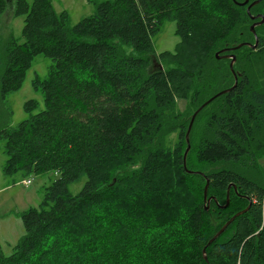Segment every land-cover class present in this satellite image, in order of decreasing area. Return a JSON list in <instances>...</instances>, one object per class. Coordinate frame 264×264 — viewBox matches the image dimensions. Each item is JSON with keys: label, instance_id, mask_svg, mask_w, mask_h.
I'll return each mask as SVG.
<instances>
[{"label": "trees", "instance_id": "trees-1", "mask_svg": "<svg viewBox=\"0 0 264 264\" xmlns=\"http://www.w3.org/2000/svg\"><path fill=\"white\" fill-rule=\"evenodd\" d=\"M89 1L72 24L51 0H0V16L24 15L21 42L0 43V98L35 55L52 62L33 81L43 109L27 101L28 117L0 129L2 172L57 173L20 213L24 234L10 254L0 246V264H264V23L255 49L224 52L235 85L230 59L215 58L254 42L249 15H264V0L248 12L243 0ZM169 20L179 42L155 54ZM225 89L195 115L184 167L191 115ZM206 179L217 203L207 210Z\"/></svg>", "mask_w": 264, "mask_h": 264}, {"label": "rangeland", "instance_id": "rangeland-1", "mask_svg": "<svg viewBox=\"0 0 264 264\" xmlns=\"http://www.w3.org/2000/svg\"><path fill=\"white\" fill-rule=\"evenodd\" d=\"M51 3L56 12L64 10L72 24L94 11V5L89 0H51ZM261 10L264 12V8ZM23 23L24 15H12L9 10L1 15L0 43H3L9 34L21 42ZM246 40L249 41L250 38L246 37ZM178 42L179 36L175 33V23L170 20L164 22L160 31L152 37L155 54L164 51L173 52ZM51 63L48 57L42 54L35 55L30 65L24 70L18 89L0 98V129L14 127L28 117V112L24 107L27 101L36 103L34 113L43 109L41 90L34 86L33 81L36 77L43 78ZM152 63L153 67L160 65L155 60ZM160 67L162 68L161 65ZM5 157L3 140L0 138V246L2 251L8 255L24 234L20 213L27 208L38 206L44 197L45 189L57 178V173L48 171L31 174L24 179L20 172L5 175L2 172ZM258 167L264 174V155L258 161ZM26 180H29V183L26 184ZM85 180L86 177L81 176L79 180L68 184L69 192L78 193Z\"/></svg>", "mask_w": 264, "mask_h": 264}, {"label": "water", "instance_id": "water-1", "mask_svg": "<svg viewBox=\"0 0 264 264\" xmlns=\"http://www.w3.org/2000/svg\"><path fill=\"white\" fill-rule=\"evenodd\" d=\"M260 0H253L252 2H249V0H243L240 4L244 5V4H247V12L249 10V8L255 4H257ZM250 18L252 20H255L250 26H249V30L250 32L253 34V37H254V42L253 43H248V42H243V43H238L236 44L235 46H232V47H226V48H223V49H220L218 50L217 52H215V58L216 59H222V58H229L230 61H229V68L230 70L233 72L234 74V84H236V74L234 73L233 71V64H234V61H235V55L232 54V53H228V54H224L225 51H232V50H235V49H238L240 48L241 46L243 45H246L252 49H255L257 47V44H258V37L255 33V30L254 28L257 26V25H261L264 23V16L263 15H249ZM256 19H259L256 21ZM159 68L162 69L159 65ZM230 89V88H229ZM229 89H225V90H222L218 93H216L214 96H212L211 98H209L206 102H204L201 106H199V108H197L193 114L191 115L190 117V121H189V124H188V127H187V130H186V133H185V140H186V143H187V146H186V149L183 153V166L185 167V158H186V154L189 150V143H188V134H189V131L191 129V126H192V122L194 120V117L195 115L199 112V110L204 107L207 103H209L214 97L218 96V95H221L223 93H226L229 91ZM188 172H191V171H188ZM229 187L227 188V191H226V201H225V204L223 205H219L220 207L224 208L227 206L228 202H229ZM207 188H208V180L206 179V183L204 185V188H203V200L204 202L206 203L205 204V209L207 210L208 209V205H209V202L210 200H214L215 203H216V199L212 196H209L207 197ZM233 189L234 191L236 192V188H235V185H233ZM248 207H249V204L246 208H244L243 210H240L238 211L237 213H235L233 216H231L222 226L221 228L216 232V234L212 237V239H215L217 236H219L223 231L224 229L235 219V217H237L238 215L246 212L248 210ZM203 257L205 258V255L203 254Z\"/></svg>", "mask_w": 264, "mask_h": 264}, {"label": "bare ground", "instance_id": "bare-ground-1", "mask_svg": "<svg viewBox=\"0 0 264 264\" xmlns=\"http://www.w3.org/2000/svg\"><path fill=\"white\" fill-rule=\"evenodd\" d=\"M264 16V15H263ZM25 183H29V180H26ZM205 203V202H204ZM206 204V203H205ZM217 204V203H216ZM225 204V203H224ZM209 206V205H208ZM219 206V205H218ZM220 207V206H219Z\"/></svg>", "mask_w": 264, "mask_h": 264}]
</instances>
